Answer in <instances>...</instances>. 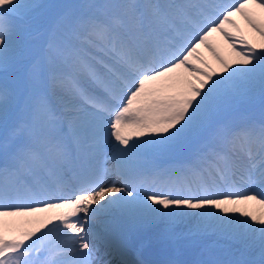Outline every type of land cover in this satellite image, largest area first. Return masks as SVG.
<instances>
[{
    "label": "snow or ice",
    "instance_id": "6c2138e0",
    "mask_svg": "<svg viewBox=\"0 0 264 264\" xmlns=\"http://www.w3.org/2000/svg\"><path fill=\"white\" fill-rule=\"evenodd\" d=\"M112 255L264 264V0H0V264Z\"/></svg>",
    "mask_w": 264,
    "mask_h": 264
},
{
    "label": "bare ground",
    "instance_id": "6f19581e",
    "mask_svg": "<svg viewBox=\"0 0 264 264\" xmlns=\"http://www.w3.org/2000/svg\"><path fill=\"white\" fill-rule=\"evenodd\" d=\"M234 19L236 20V22H237L242 28L244 27L243 22H242V20H240L239 17H234ZM216 42H217L219 45H222V41H220L219 38H217ZM238 47H239V45H238ZM258 51H260V50L258 49ZM201 53H202V55H203L206 59L209 60L210 63L213 64V67H216V68H217V71H219L218 66L215 65L214 61L211 60L210 55H209L204 49H201ZM134 138H135V137H134ZM250 207H251V206H250ZM107 258H109V257H107ZM111 264H112V263H111Z\"/></svg>",
    "mask_w": 264,
    "mask_h": 264
}]
</instances>
